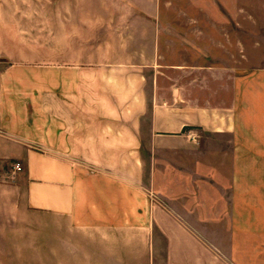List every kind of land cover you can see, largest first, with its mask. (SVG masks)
I'll return each mask as SVG.
<instances>
[{"label":"crops","instance_id":"crops-1","mask_svg":"<svg viewBox=\"0 0 264 264\" xmlns=\"http://www.w3.org/2000/svg\"><path fill=\"white\" fill-rule=\"evenodd\" d=\"M58 1L0 0V264H153L154 230L165 264H264V70Z\"/></svg>","mask_w":264,"mask_h":264},{"label":"rangeland","instance_id":"rangeland-1","mask_svg":"<svg viewBox=\"0 0 264 264\" xmlns=\"http://www.w3.org/2000/svg\"><path fill=\"white\" fill-rule=\"evenodd\" d=\"M130 1V2H129ZM22 5L48 6L51 0H17ZM57 4L81 5L88 8L90 21L106 22L152 21L153 37L182 40L181 45H164L163 48L180 50L175 57L180 61L200 60L201 65L231 61L234 73L264 70V0H60ZM131 6V9L125 8ZM135 8V10H133ZM120 9V12H109ZM153 11V18H147L142 10ZM44 16V14H42ZM123 32V31H122ZM149 30L139 28L133 33L138 45L149 36ZM125 33V32H124ZM129 41L126 39V42ZM140 47H138L139 49ZM194 52L193 56L190 54ZM200 56V59L197 58ZM149 97L150 85L145 87ZM147 116V117H146ZM142 119V132L148 133V115ZM192 133L202 134L195 129ZM144 177L153 165L149 158H143ZM13 163H9L10 168ZM137 194L138 201L147 199L160 202L159 191H144ZM206 238L208 232L198 223H192ZM153 264H165V242L156 230L153 231Z\"/></svg>","mask_w":264,"mask_h":264},{"label":"built area","instance_id":"built-area-1","mask_svg":"<svg viewBox=\"0 0 264 264\" xmlns=\"http://www.w3.org/2000/svg\"><path fill=\"white\" fill-rule=\"evenodd\" d=\"M22 171V166L19 163H14L11 167L10 179H13L17 173Z\"/></svg>","mask_w":264,"mask_h":264}]
</instances>
